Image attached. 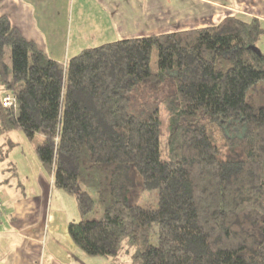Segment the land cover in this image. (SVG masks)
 Returning <instances> with one entry per match:
<instances>
[{
  "label": "trees",
  "instance_id": "16d2710c",
  "mask_svg": "<svg viewBox=\"0 0 264 264\" xmlns=\"http://www.w3.org/2000/svg\"><path fill=\"white\" fill-rule=\"evenodd\" d=\"M263 34L260 20L237 15L63 64L0 13V137L43 136L41 164L77 201V248L127 264H264ZM168 82L164 145L160 108L137 94ZM6 142L0 162L15 147Z\"/></svg>",
  "mask_w": 264,
  "mask_h": 264
},
{
  "label": "crops",
  "instance_id": "0c3cea01",
  "mask_svg": "<svg viewBox=\"0 0 264 264\" xmlns=\"http://www.w3.org/2000/svg\"><path fill=\"white\" fill-rule=\"evenodd\" d=\"M21 2L34 14L37 37L22 34L53 60L65 64L70 57L62 49L67 32L62 11L69 1ZM79 7L84 13L80 18L75 14L74 55L89 48L78 51L77 46L86 30L91 31L100 46L200 29L237 15L256 18L264 28V0H80ZM263 39L260 37L257 44L262 52L259 44ZM2 139L7 141L6 137ZM5 145L0 147L4 150ZM11 152L0 162V194L6 208V214L0 216V264H107L105 259L89 257L76 248L68 234L72 219L62 208L53 210V195L50 199L49 194L56 187L52 176L42 171L32 173L25 164L11 159Z\"/></svg>",
  "mask_w": 264,
  "mask_h": 264
},
{
  "label": "rangeland",
  "instance_id": "374dc122",
  "mask_svg": "<svg viewBox=\"0 0 264 264\" xmlns=\"http://www.w3.org/2000/svg\"><path fill=\"white\" fill-rule=\"evenodd\" d=\"M69 3H65L66 6L63 7L62 17L63 21L66 24L67 32L65 41L66 43L63 45V52L66 57H73L75 56L74 53V41L75 37V14L77 18L82 17L84 11H81L79 7L80 0H68ZM219 2L225 3V0H218ZM89 2V1H88ZM86 3L88 6H91ZM53 5V4H52ZM51 5V6H52ZM87 6V7H88ZM0 13L6 14L11 19L12 23L16 25L22 33H25L28 36H35L37 37L36 31V22L34 19V14H32V10L27 6L24 5L21 0H0ZM56 13V12H54ZM53 13V14H54ZM61 13L58 14L60 16ZM86 15V14H85ZM261 37H264L263 35ZM79 40L81 41L78 43V51L86 48V47H98L97 41L94 40L91 31H84L81 34ZM259 43V40L257 44ZM101 45V44H100ZM260 49L264 51V39L262 43L259 44ZM157 63V54L154 55L153 58V68H155ZM173 86L171 82H168L165 86L160 89L159 93H156L153 88H146L141 89V92H138L137 98L138 100L146 105V107L154 108L159 107L161 111V118L163 121L162 127V140L165 145L167 142L168 137V126H169V117L168 113L166 112L164 105L162 104L163 99L168 96L173 91ZM8 141L12 140L13 142L17 143L11 152L10 158L15 159L17 163L25 164L28 170L32 173L35 171H42V174H48L44 169L43 165L41 164L37 152L36 147L37 145L41 144L43 141L42 135H36L35 139L32 141L30 140L26 134L21 129H16L9 132L6 136ZM0 137V144L3 145L5 140ZM7 143V142H6ZM6 149V147L4 146ZM22 162V163H21ZM24 168V166H21ZM53 201V210L62 208L63 211L72 219V221L78 222L81 220V215L78 209L77 201L74 196L65 193L57 188L52 190L49 194V197ZM150 199V207H156V203L152 201V194H148L146 199ZM148 201V200H147ZM154 231L158 232V227L154 226ZM77 248V247H76ZM103 258L108 262L107 264H127L129 258L127 255H120L118 257L108 258V257H99Z\"/></svg>",
  "mask_w": 264,
  "mask_h": 264
},
{
  "label": "built area",
  "instance_id": "2783aa9c",
  "mask_svg": "<svg viewBox=\"0 0 264 264\" xmlns=\"http://www.w3.org/2000/svg\"><path fill=\"white\" fill-rule=\"evenodd\" d=\"M3 105L6 108H10V107L15 105V99H14V96L11 93H8V94H6L4 96ZM5 214H6V208H5L4 204H3L2 196L0 194V216H3Z\"/></svg>",
  "mask_w": 264,
  "mask_h": 264
}]
</instances>
